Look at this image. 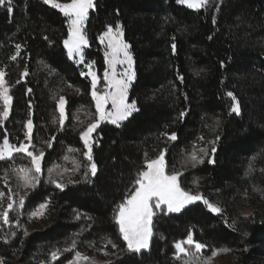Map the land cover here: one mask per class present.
I'll return each instance as SVG.
<instances>
[{"label":"trees","instance_id":"obj_1","mask_svg":"<svg viewBox=\"0 0 264 264\" xmlns=\"http://www.w3.org/2000/svg\"><path fill=\"white\" fill-rule=\"evenodd\" d=\"M12 2L11 14L0 8V68L13 97L0 139L6 133L13 142L23 141L31 119L33 143L45 147L46 169L69 149L77 150L82 161L81 171L63 191L42 179L30 192L27 205L48 200L52 211L46 228L25 238L27 254L35 257L40 245L47 250L63 238H74L84 251L110 238L118 254L105 264H181L174 245L191 231L209 246H252L264 257V0H223L199 11L177 0H96L86 24V60L95 61L102 76L105 48L99 36L106 25L120 23L136 71L129 101L139 110L119 126H99L92 149L95 176L86 169L80 137L96 116L91 80L67 55L66 18L43 0ZM16 44L22 48L12 60ZM228 92L239 101V115L231 112L234 101ZM61 96L67 101L62 129L57 112ZM182 111L187 113L183 119ZM165 132L176 133L177 139H167ZM210 141H216L214 163L207 158L189 165L194 147ZM165 148L168 169L183 172L182 187L194 189L197 179L200 191L222 212L215 214L197 202L180 213H160L153 220L150 248L128 251L115 210L130 194L146 158Z\"/></svg>","mask_w":264,"mask_h":264},{"label":"snow or ice","instance_id":"obj_2","mask_svg":"<svg viewBox=\"0 0 264 264\" xmlns=\"http://www.w3.org/2000/svg\"><path fill=\"white\" fill-rule=\"evenodd\" d=\"M47 5H50L54 9H58L59 12L66 18L68 36L67 39L63 41L64 47L67 49V55L69 58L74 59L78 64L83 65L87 71H81V76H87L91 78V96L95 101V118L87 124L84 130L80 133V137L83 140L84 146L87 151L84 153L89 163V172L92 176L96 175L97 165L93 161L92 156V133L96 128L99 127L101 122H109L111 124L119 126L120 123L133 112L138 111L136 102L133 100L129 102V89L132 82L135 80L136 73L134 70V60L132 53L130 51V44L124 40L123 26L120 23H116L115 26L112 24L106 25V30L99 36V42L104 46L105 52V62L107 67L103 71V90H99L97 85L99 83L100 77L97 75L94 69L95 61H86L85 59V49L89 46V39L86 32V23L89 19L90 10L94 11L97 7L96 0H68V2H61V0H43ZM178 3L186 5L188 8L195 10L207 9L210 0H177ZM0 7L6 8L9 14L13 11L12 0H0ZM218 11V8H217ZM213 19V23H215ZM211 38V37H209ZM47 39V37H45ZM172 50L175 52L176 45L172 44ZM22 48L21 44H16L15 55L11 56L12 60H16L20 55V50ZM118 66L121 70L118 71ZM202 71V70H201ZM196 72V75H199ZM28 75V70L25 68L22 76L26 77ZM6 72L0 69V125L8 119L13 97L10 95V86L8 85L6 79ZM179 80L183 82V76H178ZM19 82V81H17ZM30 92L31 89H28ZM227 95L235 101L231 107V112L237 115L240 114L239 101L236 99L232 92H228ZM59 112L60 119L59 125L61 129L67 119L65 114V99L63 96L59 97ZM109 105L111 106L109 108ZM187 113L182 111L179 117H183ZM79 119V117H76ZM27 132H26V142H21L18 146L10 143L7 134L0 139V161H14V153H23L30 158V165L20 166L18 168H13L12 171L16 173L19 180L22 181V186L25 188L35 187L40 180L42 175V160L45 153L42 150L37 151L34 146L31 147L32 141V120L27 121ZM163 135L171 140L175 141L177 139L176 133H163ZM54 140L55 137H52ZM203 139V137H201ZM217 139H219L217 137ZM215 142L210 141L209 143L213 145L211 151L209 152L206 148H201L199 152L202 155H198L195 150H193L187 157L186 162H190L193 167L198 163H203L205 157H209V163H214L211 156L215 154ZM48 146L51 147V141L48 142ZM69 151H72L69 149ZM167 149H162L160 153L152 159L145 160V167L140 170L134 181L133 187L130 194L123 200V202L117 205L115 210V223L118 225V231L123 241L126 242L127 250L139 252L142 249H148L150 246V241L153 236L152 221L153 216L156 214L154 210H162L166 207L167 212H180L186 205L192 204L196 201H202L203 204L214 213H221L222 208L217 204L209 201L203 193L198 191V180L194 178L193 184L197 185V190L192 188H185L181 186L180 177L183 172L177 170L176 168L168 169L165 160V153ZM147 156V154H145ZM67 160L68 157L65 156ZM255 159V158H253ZM251 169V165L249 166ZM59 166H53L47 169L49 182L55 184L56 188L61 191L64 190L66 184L60 179L53 176L54 172H57ZM80 165L75 162V167L72 171H79ZM68 169H63L67 171ZM89 172H85L84 176L87 177ZM62 172H57V175L62 176ZM7 179V175L5 176ZM73 181L69 180L68 183ZM5 197L4 192H0V200ZM8 203L6 207L0 210V221L3 224H10V212L15 210L17 212V218L15 219V224L20 227V221L18 219L19 214L24 208L25 197L19 196L18 200L14 198V194H11L9 190V195L7 196ZM48 202L39 205V210L31 213L32 216H43V211L47 208ZM2 207V206H0ZM77 219H80V214L77 213ZM90 219V218H89ZM11 237L16 235L15 232L9 234ZM24 235H27V230H24ZM246 236L247 233H244ZM5 242H7L8 236L3 237ZM112 248L118 247L110 238L107 239L105 248L108 246ZM76 247L75 241L72 242V247L65 249V251H71ZM176 249V258L181 259V254L184 256H194L199 254L204 250L207 245L194 239V233L189 232L185 239L179 240L174 245ZM195 249L194 253L190 252V248ZM229 249H216L212 252V257L216 256L220 252H227ZM60 254V250L57 249L51 253L53 260H56ZM108 253L105 251V255ZM212 257H205L201 264H209ZM84 261L89 262L90 258L84 256L79 251L75 252V257L70 264H78V262ZM3 264V261H0ZM185 264H189L186 260Z\"/></svg>","mask_w":264,"mask_h":264},{"label":"rangeland","instance_id":"obj_3","mask_svg":"<svg viewBox=\"0 0 264 264\" xmlns=\"http://www.w3.org/2000/svg\"><path fill=\"white\" fill-rule=\"evenodd\" d=\"M222 1L223 0H210L209 6L213 7V6L219 5ZM61 2H68V0H61ZM12 5H13V2H12ZM181 5H183V4H181ZM183 6H186V5H183ZM0 8H2V7H0ZM190 9H192V8H190ZM192 10H195V9H192ZM91 11L92 10H90V12ZM89 16H90V13H89ZM86 49H85V51H86ZM85 59H86V57H85ZM71 60H73L77 65H80L74 59H71ZM106 67H107V65H106ZM94 69L97 72L95 65H94ZM85 70L87 71L86 68H85ZM117 70L120 71L121 67L118 66ZM134 70H135V63H134ZM135 73H136V71H135ZM97 75L100 77V80H99L97 87L99 90H103V87H104V81L102 78L103 74H102V76H100L97 72ZM90 80H91V78H90ZM134 81L132 82V84L134 83ZM131 87H132V85H131ZM131 87H130V89H131ZM130 89H129V96H130ZM10 95H11V90H10ZM0 103H2V102H0ZM12 103H13V100H12ZM234 103H235V101H234ZM94 104H95V101H94ZM110 107L111 106L109 105V108ZM11 109H12V107H11ZM64 109H65V114L67 116V101H66V99H65ZM57 112H58V115L60 118L59 103L57 105ZM133 113H132V115H133ZM82 114L83 113L81 111H79V113L77 115V117H79V121L81 120ZM131 116H129L128 119ZM8 119H9V117H8ZM128 119L122 121L120 124L126 122ZM66 120H65V122H66ZM6 121L3 123V125H0V132H1L2 128L4 127V124L6 123ZM32 123H33V121H32ZM103 123H107V122L106 121L101 122L100 125ZM26 125H27V122L25 123V138L21 142H26V132H27ZM98 128H96L95 131L92 133L93 144H94V140H95L94 135H95ZM33 132H34V123H33V128H32V141H31L30 149L32 146H34V148L37 151L42 150L45 153V147L44 146L35 145L33 143ZM8 138H9V136H8ZM9 141H10V143L15 144L17 146L21 143V142H19V143L13 142L10 138H9ZM82 142H83V140H82ZM212 146L213 145H203L201 143V145H196L193 150H195L198 155H202L199 152V150L201 148H206L210 152ZM92 149H93V145H92ZM86 151H87V149L85 147L84 153ZM65 156L68 157L67 160L65 159ZM83 156H84V160L86 163V169H87V171H89V163L90 162L87 160L85 155H83ZM92 156H93V153H92ZM44 157H45V155H44ZM44 157L42 160V175L40 176L39 183L34 188L33 187H28V188L23 187L22 181L19 180L16 173L14 171H12L13 168H18L20 166L30 165V158L27 157L26 154L14 153V161H10L7 165L0 164V192L5 193V197L2 200H0V206H2V207H0V210H2L3 207H6V205L8 203L7 196L9 195V190H11V194H14V198L17 200H18L19 196L25 197L24 208L18 216V219L20 221V227H17L15 224V219L17 218V215H18L15 210L11 211L9 214L10 221H11L10 224H3L2 221H0V261H3V264H70V262H72L74 260L75 252L79 251L84 256L89 257L90 261L89 262L80 261V262H78V264H105L108 260H110L111 258L113 259V257L116 256V254H118V253H116V250L118 249L117 247L112 248L109 245L107 248H105L106 242L102 246L94 245V246H91L92 248H87L84 251V250L78 249L79 246L77 245V242H76L77 240H75L74 238H72L71 240H70V238H68V239L63 238V239L58 240L57 242L52 243L47 250H44V246L40 245L39 249H41V250H39L38 255L35 257H30L27 254L28 246L26 245L25 238L30 233H32L34 231L44 230L46 228V226L48 225V223L51 222L50 213L52 211L50 202L47 200V202H48L47 208L45 210H40V211H43V213H44L43 216H32L31 213L38 211L39 205L44 204L46 201L41 202L34 207L27 205L28 196H29L30 192L33 191L40 184L42 179H46L47 182H49L47 169L50 167H53L54 165L59 166V168L57 169V172H62L63 174H62V176H60V175H57V172H54L53 176L57 179H60L66 185L68 184L69 180L73 181V177L76 174H78L82 168V161L80 160L79 152L77 150H72V151L68 150L67 154L62 156L61 161L53 160L52 164L49 165L47 169L44 167ZM207 158H209V157H205L204 161ZM210 158L213 159L212 156ZM75 162L79 163L80 169H79V171L74 172V171H72V169L75 167ZM187 163H189V165H191L190 162H187ZM63 169H68V170L63 171ZM6 175H7V179H5ZM49 183H51V182H49ZM180 183H181V177H180ZM51 184L55 185L53 183H51ZM193 190L194 191L197 190V186ZM198 191L201 192L199 188H198ZM197 202H202V201H196L194 203H197ZM194 203H192V204H194ZM192 204L186 205L181 211H183L186 207H188ZM245 207L247 209L246 214L251 213V207L250 206H245ZM208 210H210V209H208ZM154 211L156 212V214L153 216V220H154V217L160 213H163V212L167 213V214L170 213V212H167L166 207L163 208L162 210H154ZM180 212H178V213H180ZM172 213H174V212H172ZM215 214H217V213H215ZM226 218L228 219V217H226ZM25 229L27 230V235H24ZM152 230H153V221H152ZM11 232H15L16 235L14 237H11L9 235ZM5 236H8L7 242H5V239L3 238ZM152 238H153V236H152ZM152 238H151V241H152ZM194 239H195V235H194ZM73 241H75L76 247L74 249H72L71 251H65V249H69L72 247ZM151 241H150V246H151ZM201 242L204 243L202 238H201ZM204 244H206V243H204ZM150 246H149V248H150ZM57 249L60 250V254L56 260H53L51 257V253ZM148 249H142V250H148ZM216 249H229V251L220 252L216 256L212 257V252ZM105 251L108 253L107 255H105ZM190 252L191 253L195 252L194 247L190 248ZM205 257H212L211 260L209 261V264H263V261H264V257L260 254H257V252L253 250L252 246H246L243 248H228V247H218V246H209V245H207V247L204 250H202L201 253L196 254L194 256H184L183 254H181V259H178V260H180L181 264H185L186 260L189 261V264H201V262L203 261V259Z\"/></svg>","mask_w":264,"mask_h":264}]
</instances>
